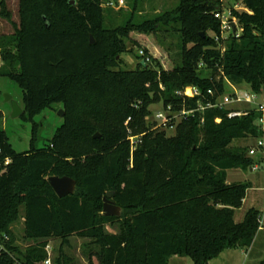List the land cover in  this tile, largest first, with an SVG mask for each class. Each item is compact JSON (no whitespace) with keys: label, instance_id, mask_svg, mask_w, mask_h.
Wrapping results in <instances>:
<instances>
[{"label":"trees","instance_id":"trees-1","mask_svg":"<svg viewBox=\"0 0 264 264\" xmlns=\"http://www.w3.org/2000/svg\"><path fill=\"white\" fill-rule=\"evenodd\" d=\"M138 2L117 24L102 0H19V24L12 34H0V76L20 86L21 115L32 120L46 108L63 110L62 123L39 148L34 124L24 152L13 149L0 125V264H41L47 239L71 235L96 247L89 264H168L173 256L208 264L226 249L252 244L260 211L249 208L242 221L234 220L251 184L226 177L229 169L254 164L249 146L232 141L262 137L259 112L254 106L234 117L225 109L194 111L168 136L149 121V106L193 109L225 93L228 83L247 84L259 95L264 0H241L246 10L232 11L237 23L223 48L207 34L219 33L213 17L219 0H180L152 19H138ZM0 16L11 20L6 0H0ZM169 25H179L182 34L180 64L165 69L144 49L149 63L120 67L130 30ZM189 85L201 95L176 94ZM129 132L141 134L133 151ZM50 176L74 179V192L57 196ZM109 191L119 216L102 213ZM20 208L24 237L34 242L25 249L12 229ZM107 223L118 231H107Z\"/></svg>","mask_w":264,"mask_h":264},{"label":"rangeland","instance_id":"rangeland-1","mask_svg":"<svg viewBox=\"0 0 264 264\" xmlns=\"http://www.w3.org/2000/svg\"><path fill=\"white\" fill-rule=\"evenodd\" d=\"M109 1L117 2L118 0H102V7L106 9L110 8L117 24H120L127 12L131 10V5L134 0H123V5L118 8L114 6H108ZM180 0H139L137 5L138 19L148 18L152 19L154 16L175 9ZM7 8L11 13V20H7L0 16V34L9 35L14 32L15 25L19 24L18 5L19 0H6ZM109 10V9H108ZM241 0H219V14L216 16L213 12V17L219 22V33L208 31L207 34L213 37L215 41L219 42L218 47H224L230 33L232 32V24L236 26L237 19L232 14V11H245ZM228 19L230 21L231 28H223L221 22ZM234 26V27H235ZM182 34L179 30V25L160 26L157 30L147 29H133L129 31V39L126 40V49L121 54L122 63L120 67L123 69H134L139 62L137 53L139 49L147 50L148 54L152 58L160 62L165 69H171L173 66L180 64L181 62V49H182ZM1 65V60H0ZM243 90V89H238ZM231 88L226 87L225 94L231 93ZM9 95L11 100L18 103V105L24 108L22 90L17 82L10 77L0 76V125L4 129L13 149L16 152L28 151L31 148V141L33 138V126L38 124L35 131L34 146L39 148L44 144H47L52 138L57 127L62 123V117L58 115V110L52 108H46L39 114H36L32 120L29 119L27 112L24 115L18 117L11 116V103L5 101L4 96ZM258 101H264V89L258 95ZM238 107L241 110L249 109L251 106L246 103H237L231 105ZM250 106V107H249ZM57 107V105H55ZM152 114L149 117V121L155 120V113L162 109L161 103H153L149 106ZM168 136L174 133L173 129H166ZM259 138H248L241 141L240 139H234L232 144L236 145L240 142L254 147ZM254 164L258 166L257 170L251 168L246 171L240 172L230 171L229 178H244L251 183V186L246 191V196L243 199L242 205L235 210L234 220L236 222L242 221L245 212L249 208H255L260 213V228L248 248H244L236 252L235 264H264V213H262V207L264 204L263 190H264V151L258 152L255 155H251ZM240 175L239 177H235ZM24 210L20 208V218L15 222L12 229L14 232L15 242L21 248L25 249L28 245L33 244V241H29L24 237V225H23ZM106 229L109 232H117V224H106ZM87 238L71 235L66 240L60 238H51L46 240L45 251L46 259H49L48 264H55V260H59L60 264H89V250L95 249L89 243ZM94 261L96 259L93 257ZM189 259V258H188ZM245 261V262H244ZM193 263V262H192ZM191 262L187 264H192ZM41 264H45L44 261ZM179 264H186L184 260Z\"/></svg>","mask_w":264,"mask_h":264},{"label":"built area","instance_id":"built-area-1","mask_svg":"<svg viewBox=\"0 0 264 264\" xmlns=\"http://www.w3.org/2000/svg\"><path fill=\"white\" fill-rule=\"evenodd\" d=\"M108 6H120L123 5V0H118L117 2L109 1ZM215 15L218 17L220 16L219 12L216 11ZM228 19L225 21L223 20L221 22L223 28L229 27L231 28V25L229 23ZM139 55V62L144 61V63L150 62V56L145 55L144 49L138 50ZM211 94L212 92L209 91ZM176 94L184 97V98H195L199 97L201 95V91L197 86L189 85L184 87L181 90L176 91ZM237 103H246L250 106H254L255 109L259 112V116L257 118V124H259L264 132V101H258V94L250 91V90H234L229 94H221L217 96L214 100H207L206 102H202L199 100L197 102L196 108L193 109H185L183 106L181 110L175 111L171 104H168L166 106H162V109L160 111H157L154 115L155 120L157 121V127L160 129H173L183 119H185L187 116L192 114L194 111H204L209 108H218V109H225L228 110V117H234V116H241L245 113V110L237 109L238 107H233L231 105L237 104ZM131 120V117H128L126 120V123H128ZM219 118L216 119L217 122H219ZM128 140L130 142L131 151H133L137 144L141 140V134L139 135H133L131 132H129ZM264 151V139L259 138L256 142V145L254 147H251L248 151V155H255L258 152ZM252 170H257L258 166L253 164L251 166ZM263 198H264V190H263ZM261 213V211H260ZM262 213H264V204L262 207ZM45 264L49 263V259L44 260Z\"/></svg>","mask_w":264,"mask_h":264},{"label":"water","instance_id":"water-1","mask_svg":"<svg viewBox=\"0 0 264 264\" xmlns=\"http://www.w3.org/2000/svg\"><path fill=\"white\" fill-rule=\"evenodd\" d=\"M232 24V29L234 31V23ZM91 43L94 42L93 37H90ZM142 65H145L144 61H140ZM5 101H10L11 103V116L12 117H18L22 114L23 110L18 105L17 102L11 100V97L9 95L4 96ZM58 115L60 117L63 116V110H58ZM98 134H95L94 137H98ZM50 187L52 190L57 194L59 197H63L69 194H72L76 187V181L68 176H50L48 178ZM113 195L112 191H109L106 193V195L103 197V207H102V213L106 216H119L121 213V208L112 201L111 197Z\"/></svg>","mask_w":264,"mask_h":264},{"label":"crops","instance_id":"crops-1","mask_svg":"<svg viewBox=\"0 0 264 264\" xmlns=\"http://www.w3.org/2000/svg\"><path fill=\"white\" fill-rule=\"evenodd\" d=\"M228 87L231 88L232 91L234 90H238V89H243V90H249V87L247 84H241V85H232L230 83H228ZM231 91V92H232ZM263 91V90H262ZM240 109V108H237ZM248 138H242L240 139L241 141H245ZM234 145V144H233ZM246 144H242L241 142L239 144H236V146H244ZM230 171H237L240 172L242 171L241 169H229L227 170V177H226V181L228 183H233V182H243V181H247V179L244 178H240V175H236L235 177H239V178H229V172ZM249 182V181H248ZM251 184V183H250ZM260 228V227H259ZM244 249V248H234V249H226L224 251H222L218 256H216L215 258L211 259L208 264H235V260H236V252H238L239 250ZM189 257H179V256H173L170 257L168 260V264H179L180 262H182L184 260V262L192 263V260ZM245 262V261H244ZM193 264V263H192Z\"/></svg>","mask_w":264,"mask_h":264}]
</instances>
